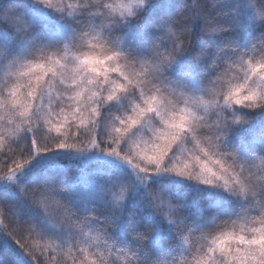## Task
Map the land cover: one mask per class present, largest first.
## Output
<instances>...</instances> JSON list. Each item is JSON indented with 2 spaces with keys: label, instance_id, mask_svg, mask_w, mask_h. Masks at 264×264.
<instances>
[{
  "label": "snow or ice",
  "instance_id": "6c2138e0",
  "mask_svg": "<svg viewBox=\"0 0 264 264\" xmlns=\"http://www.w3.org/2000/svg\"><path fill=\"white\" fill-rule=\"evenodd\" d=\"M0 173V264H264V0H0Z\"/></svg>",
  "mask_w": 264,
  "mask_h": 264
},
{
  "label": "trees",
  "instance_id": "16d2710c",
  "mask_svg": "<svg viewBox=\"0 0 264 264\" xmlns=\"http://www.w3.org/2000/svg\"><path fill=\"white\" fill-rule=\"evenodd\" d=\"M51 135H58V134L53 132ZM48 154H50V153H46L43 155H48ZM61 163L65 167H68V168L73 169V170L77 167V161L76 160H62ZM92 163H95V162H92ZM125 171L128 172L127 170H125ZM0 175H2V173H0Z\"/></svg>",
  "mask_w": 264,
  "mask_h": 264
},
{
  "label": "rangeland",
  "instance_id": "374dc122",
  "mask_svg": "<svg viewBox=\"0 0 264 264\" xmlns=\"http://www.w3.org/2000/svg\"><path fill=\"white\" fill-rule=\"evenodd\" d=\"M43 155V154H42ZM53 154L52 153H50V154H48V155H45V156H52ZM94 155V154H93ZM39 158H37V160H38ZM37 161L36 160H34V161H31L30 162V164H35ZM117 163V165H119V162H116ZM125 170H127V171H129L127 168H125Z\"/></svg>",
  "mask_w": 264,
  "mask_h": 264
}]
</instances>
